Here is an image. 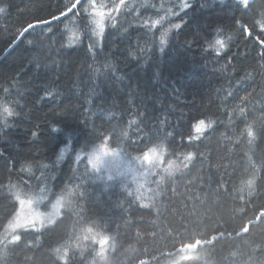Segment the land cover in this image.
<instances>
[{
	"label": "trees",
	"instance_id": "trees-1",
	"mask_svg": "<svg viewBox=\"0 0 264 264\" xmlns=\"http://www.w3.org/2000/svg\"><path fill=\"white\" fill-rule=\"evenodd\" d=\"M98 2L111 6L113 0ZM115 2L118 3V0ZM178 2L179 0H125L128 5L125 13H113L118 17L117 27L109 25L102 41L103 50L98 48L95 56L88 52L90 40L81 30L85 21L77 22L75 17H70L60 25L54 22L53 28L58 27L59 31L65 33L62 40L49 37L56 46L63 44L67 49L69 38L82 39V45H72L76 51L71 53V67L61 60L62 57L67 60V51L57 55L56 47H53L51 53L47 48L38 53L24 52V48L31 47L28 41H39L38 35H27L24 43L7 55L6 59V54L0 58V103H4L6 98L8 103L19 101L20 105L15 108L20 113L19 117L9 118L7 129L0 128V137L9 142L0 147V151L7 148L13 155L17 151L22 154L17 157V172L21 163L31 165L30 173L11 177L13 185L31 175V183L35 184L36 179L40 178V188L46 189L41 191L37 188L29 193L21 184L13 189L21 199L40 192H46L51 200L57 199V196L52 195L55 192L57 195L62 194L64 200H73L70 193L83 178L87 162H75V152L67 145L68 150L60 157L55 139L49 140L45 146L44 137L57 119L52 109L56 113L67 114L69 122L73 112L78 120L87 119L88 130L84 132V136L92 139L90 132L95 127L96 131L102 130L105 135H110L109 147L119 151L129 142L121 139L118 124L129 132L132 141L138 139L134 134L136 127H129V123L138 118V112L143 111V96L130 94L128 77H132L133 83L138 78L149 88V112H152L154 106L156 116L160 120L167 116L168 124L158 125L159 132L153 128L154 138L151 142L145 140L139 145L132 143L131 147H126L124 157L136 160L137 156H141L145 144L155 146L160 137L172 133L177 125L180 127L176 130L185 134L184 143H181L178 135L174 141L172 137L165 141L164 160L157 171L162 173L168 160L182 164L183 155L188 152H195L196 156L188 168L175 173L158 196L151 191L156 189V184L145 182L139 175L142 171L134 166L133 171H125L126 177L108 182L114 185L112 188L105 189L103 183L97 182L98 186L94 185L90 189V192L94 190L97 195L102 190L112 193L100 197V200L107 202V206L99 201L90 203L87 217L88 221L95 220L98 216L103 217L108 224V231L103 234L116 238V249L109 248V264H139L141 260H145L147 264H248L250 256L252 264H261L264 262V251H260L264 249V223L252 228L250 233L242 234L240 238L233 233L232 236L219 238L212 244H201L197 250L177 252L182 243H194L196 239L210 240L222 231H239L250 219L255 220L256 214L264 207V179L259 181V188L253 189L252 197L247 195V180L252 178L249 157L252 163L260 166L261 157H264V139L249 145L246 133L241 136L246 125L254 117L261 115L260 111L254 109H260L264 102V60L259 59L260 46L257 39L259 25L253 30L249 24L252 38L246 39L245 34L236 30L234 21L223 19L220 23L224 26V35L217 38L231 39L228 40L230 51L222 59L212 51H205V42L212 40V36L199 35L191 48L185 50V41L195 35L185 29L187 35H181L164 55L157 49L154 56L147 63L142 62L139 68L135 62H129L130 53L140 56L141 48L151 46L150 41L146 42L144 37L148 30L142 26V21L158 19L156 13L164 15ZM6 3L11 8L7 15L0 14V56L11 43L10 37L16 35L22 26L26 27L27 23L32 22L34 15L50 18L49 13L56 14L57 4L63 10L62 6L68 4L69 0H6ZM213 4L215 11H205V15H230L232 0H221V3L213 0ZM39 5L50 7L37 12ZM221 7L224 12L219 10ZM259 19L258 16L255 17V20ZM65 24L69 28H65ZM36 56L39 58V67L33 59ZM233 56L235 59L230 64L227 63L228 58ZM193 60L197 63L194 64ZM106 63H111L117 70L113 73L105 68ZM95 69H99L100 73H96ZM157 72L160 73L159 78L155 76ZM104 73H108V77ZM122 75L125 76L123 82L114 78ZM173 80L176 81L179 93L173 90ZM237 81H241V84H237ZM236 89H239L236 95L228 98V93ZM45 90L55 94V101L45 97ZM18 92L23 95V99L17 95ZM140 92L143 93V88ZM245 95H249V101L241 105V97ZM41 97L45 99L41 100ZM89 99L92 100L91 105L88 104ZM193 100L195 108L190 107ZM239 106L245 107L244 116L240 115ZM89 107L91 112L85 113L84 109ZM109 112L115 118H110ZM169 112L172 114L169 115ZM191 112H196L198 118L203 116L217 121L215 131L209 130L201 141H193L194 147H189L186 139L192 130L178 119L180 113ZM37 124L40 125L42 135L39 136L38 143H32L34 138L31 133L37 131L34 128ZM114 128L115 133L112 132ZM75 147L78 149L80 145ZM88 150L91 151L90 148ZM53 164L56 165L55 168L52 167ZM2 165L3 161H0V185H7L9 177ZM44 165L48 167L44 168ZM88 167L90 170V166ZM45 176L46 181L43 179ZM53 176L58 179L53 181ZM131 176L134 181L129 180ZM221 178L227 181L229 190L235 188L239 192L243 188L244 196L251 203L245 205L239 198L234 201L230 194L216 195L217 182ZM156 179L159 177H149L150 181ZM140 183H144V187L137 191ZM62 189L66 191L61 193ZM95 199L96 196H93V200ZM7 204L8 201L0 200V236L4 234L8 223V217L5 216ZM61 213V217L56 218L59 222L48 226L52 231L41 235L30 246L31 251L18 250L17 257L11 259V264H24L25 257H34L31 264H53L52 249L68 243L76 250L78 264H93V248L98 251L99 245H93L91 239L84 240L87 233L82 230L92 225L80 222L76 213L68 214L67 208H61ZM93 231L98 232L100 229L94 228ZM36 235L39 233L25 236V241L34 240ZM78 237L80 248L76 249ZM62 251L61 247V254ZM234 252L235 256L232 255ZM168 253L172 255L169 256ZM81 256L84 257L83 261L80 260Z\"/></svg>",
	"mask_w": 264,
	"mask_h": 264
},
{
	"label": "snow or ice",
	"instance_id": "snow-or-ice-1",
	"mask_svg": "<svg viewBox=\"0 0 264 264\" xmlns=\"http://www.w3.org/2000/svg\"><path fill=\"white\" fill-rule=\"evenodd\" d=\"M215 3H221V0H215ZM0 4L4 5L0 6V14L7 15L11 5L6 3V0H0ZM47 7H50V5H39L37 6L36 11H42ZM62 7L63 10H61V6L57 4L56 14L49 13L50 18L47 19L43 16L34 15L32 22L27 23L26 27L22 26L18 29L17 34L10 37L11 43L6 50L5 59L7 58V55H10L17 47H20V45L24 43V39L27 35H38L39 41H28V44L31 47L24 48V52L27 53L32 51L38 53L44 48H47L48 52L51 53L53 47H56L57 55L67 51V60L65 61L63 57L61 60L62 62H66L68 67H71V53L76 51L75 48H72V45H82V39L69 38L67 41V49H65L63 44L56 46L54 41L49 40V37H55L56 40H62L65 33L59 31L58 27L54 29L53 22L60 25L63 24L64 20H69L70 17H75L77 22L85 21V23L81 25V30L83 31L84 36L88 37L90 40L87 49L88 52L95 56L98 48L101 51L103 50L102 41L109 25H111L112 28L117 27L118 17L114 16L113 13L123 15L128 5L125 3V0H118V3L113 0L111 6H108L103 2H98V0H87L86 3L84 0H69V3ZM219 10L221 12L225 11L223 7ZM205 11L208 13L215 11L213 0H179V2L174 4L172 8H169L164 15L156 13L158 19L143 20L142 26L148 30L144 33V37L146 38V42L150 41L151 46L148 48H141L140 56H136L135 53H130L129 62H135L137 68H139L142 66V62L147 63L149 59L154 56L157 49L161 55H164L166 50L170 49L181 35H187L184 31L185 29L195 33V35L185 41V50L191 48V45L197 41L199 35L202 34L205 37L212 36V40H206L205 42V51H212L217 57L222 59L224 56H227L228 51H230L228 40L231 39V37H228L227 40L217 38L224 35V26L220 22L225 18L229 21H234L236 30L241 34H245L246 39L252 38V31L249 28V24L253 30L257 27V24L259 25L260 32L257 36L260 46L259 59L264 60V0H232L230 15L227 17L205 15ZM257 16L260 18L259 21L255 20V17ZM173 20L176 22H173ZM158 25L159 27H157ZM214 25L215 27H213ZM229 26L232 25L230 24ZM64 27L69 28V25L65 24ZM69 30L71 31V29ZM33 59L39 67L38 56L33 57ZM233 59H235L234 56L229 57L227 63L230 64ZM193 63L195 64L197 61L193 60ZM105 68L110 69L113 73L117 70L111 63H106ZM95 72L99 74L100 70L95 69ZM104 75L108 77V73H104ZM133 75L135 76V73H133ZM155 76L156 78H159L160 73L157 72ZM114 78L117 81L123 82L125 76H116ZM128 80L130 94L143 96V99L141 100L143 111L138 112V118L131 120L129 123V127H136V132L134 133L138 137L136 141H132L127 130L120 127L119 124L117 125L121 139L129 142L119 151H117L116 148L109 147L111 136L105 135L102 130L96 131L95 127L90 132L92 139L85 137L84 132L88 130L87 119L78 120L75 112H73L71 122H69L67 114L56 113V110L52 109L53 114L57 115V119L53 122L48 134L44 137L45 146L49 140L55 139L57 141L60 157H62L68 150V147H66L67 145L75 152V162L80 164H83L84 160L87 162L83 178L80 183L77 184L76 189L70 193L73 200H64L62 194L57 195L55 192H52L53 196H57L55 203H52L50 197L46 202L42 201L39 197L29 198L27 200L21 199L20 195L13 191L14 188H18L22 184L28 189L29 193H32L35 189L40 188L41 180L40 178H37L35 184H33L30 182L33 179L30 175L27 179L20 181L19 184L13 185L11 177L13 175L19 177L21 173L25 172L30 173L31 165L21 163L20 169L17 172V157L22 154L17 151L15 155H13L12 151L7 148H5V151H0V161H3L2 167L6 168L9 177L7 185H0V200L8 201V204L6 205L8 210L5 212V216L8 217V223L4 228V234L0 236V264H11V259L17 257L18 250L31 251L32 248L30 246L37 242L41 235L45 232L52 231L48 226L59 222L56 218L61 217V208H67L69 210L68 214L76 213L78 218H80V222H89L92 225L82 230L87 233L83 237L84 240L91 239L93 245H99L98 251L93 248V251L95 252V255L92 257L93 264H101V262H103V264H109V248L113 250L116 249V238L112 235L103 234L108 231V224L103 217L98 216L92 221H88L87 217L88 206L90 203L95 204L99 201L105 203L107 206V202L100 200V197L104 194L111 195L112 193H106L102 190L100 194L97 195L94 190L90 192V189H93L94 185L98 186L97 182L103 183L105 189L112 188L114 185H111L108 182L116 181L118 178L125 176V172L122 170V161L124 159L126 147H131L132 143L139 145L144 143L145 140L151 142L154 138L153 128H155L156 132H159L160 129L158 125L168 124L167 116L163 120H160V118L156 116L154 106L152 112H149L148 105L150 101L148 100L147 95L149 91L148 85L143 84L138 78L135 83L132 82V77H128ZM262 81H264V77H262ZM237 84H241V81H237ZM172 85L173 90L179 93V89L175 86V80L172 81ZM21 86L24 87V85ZM141 88H143V93L140 92ZM91 91L93 90H90V92ZM237 91H239V89L230 91L228 93V98L234 97ZM17 95L20 96V99L24 98L19 92ZM249 95L241 97V105H244L249 101ZM45 97H50L55 101V94L47 90H45ZM45 97H41V100H44ZM88 104H92L91 99L88 100ZM19 106V101L8 103L6 98L4 103H0V128L7 129L9 118L19 117L20 113L15 111V108ZM190 107L195 108V100L192 101ZM21 111H23L22 107ZM254 111H260L261 115L254 117L251 123H248L246 128L241 132V136L246 133L249 145L256 143L259 139H264V102H262L260 109H254ZM84 112H91V108L84 109ZM239 113L241 116L245 115L244 106H239ZM168 114L171 115L172 113L169 112ZM108 115L110 118H115L114 114L111 112H109ZM178 119H181L183 124L188 125L192 130L186 136L189 147H194L192 142L201 141V138L206 136L209 130L215 131L214 125L217 123V121L207 117L201 116L198 118L196 112L188 114L180 113ZM150 125H152V127H150ZM178 127H180V125L175 126L172 133H166L160 137L159 142H157L155 146L149 147L145 144L141 156L135 158L138 161L142 160L149 163L150 167L144 168L139 175L143 177L145 182L156 184V189H151V191L157 196L160 195V192L164 191L163 186L174 177L175 173L181 171L182 168H188V165L193 163L196 156L195 152H188L186 155H183L182 164L177 163L175 160H168L167 167L163 168L162 173L157 171L164 160L165 141H168L169 137H172V140L174 141L175 137L178 135L181 137V143H184L185 134L177 131L176 129ZM34 128H36L37 131L31 133V136L34 138L32 143H38L39 136L42 135L40 125H34ZM112 132L115 133L116 128H114ZM192 132H194V134H192ZM53 133H55V135H53ZM97 140L100 141V143H95ZM8 143L7 140L0 137V147H4ZM77 144L80 145L78 149L75 147ZM89 148L91 151L88 150ZM53 151L55 152V149H53ZM137 151H139V148H137ZM60 157H58V160ZM88 166H90V170ZM43 167L47 168L48 165H44ZM52 167L55 168L56 165L53 164ZM123 167L127 168L128 171L134 170L133 165L130 162L123 165ZM140 167L143 168V163H141ZM249 171L251 172L252 178L247 180V195L248 197H252L253 189L259 188V181L264 179V157H261V164L259 167H257L255 163H252L251 157H249ZM153 176H158L159 179L150 181L149 177ZM43 179L46 181L47 177L45 176ZM57 179L56 176L52 177L53 181ZM143 187L144 183H140L137 191ZM157 189H159V191H157ZM221 189H223V191H221ZM40 190L45 191L46 189L40 188ZM64 191H66V189H62L61 193ZM215 194H230L234 201L239 198V200L245 205L251 203V200L246 199L244 196L243 188H241L239 192H237L235 188L229 190L227 187V181L223 180V178L217 182ZM93 196H96L95 200H93ZM137 199H139V197H137ZM49 203L52 206L51 212L39 210L41 207L47 208ZM26 204L29 211L26 215L22 216V210ZM17 205L19 207H17ZM260 223H264V207H262L261 211L256 214L255 220L250 219L247 224H244L240 228L239 231H236L235 229H233L232 232L222 231L219 232L217 236H213L210 240L196 239L194 243H182L177 252L197 250L198 246L201 244H212L213 241L226 236H232L233 233H235L236 237L240 238L242 234L250 233L252 228L259 227ZM94 228H99L100 231L94 232ZM32 233H39V235H36L34 240L26 242L25 236ZM177 234L182 235L180 233ZM61 247L63 248L62 254ZM61 247L52 249L51 258H53V264H78L76 250L73 248L72 244L68 243ZM79 248L80 242L78 237L76 249ZM260 251H264V249H260ZM168 255L171 256L172 253H168ZM232 255L235 256L236 253L234 252ZM83 259L84 257L81 256L80 260L83 261ZM32 260H34V257H25L24 264H31ZM153 261H155L154 257ZM139 264H147V262L141 260ZM248 264H252L251 256L249 257ZM261 264H264V262H261Z\"/></svg>",
	"mask_w": 264,
	"mask_h": 264
},
{
	"label": "rangeland",
	"instance_id": "rangeland-1",
	"mask_svg": "<svg viewBox=\"0 0 264 264\" xmlns=\"http://www.w3.org/2000/svg\"><path fill=\"white\" fill-rule=\"evenodd\" d=\"M129 162H130L134 167H136L137 169H139L140 171H143L144 168H148V167H150V165H149L148 162H145V161H142V160H140V161H138V160H133V161H132L131 159L124 157V159H123V161H122V170H123L124 172L127 170V168L123 167V165H125V164H127V163H129ZM141 163H143V168L140 167ZM137 172H139V171H137ZM124 177H126V173H125V176H124ZM129 178H130V179H129L130 181H134L133 178H132V176L129 177ZM135 180H136V181H139V179H138L137 177H135ZM139 182H140V181H139ZM36 197H39L42 201L46 202V201L48 200V198H49V195H48L46 192H40V193H38V194H35V195H32V196H29V197H27V198H25V199L27 200V199H29V198H36ZM55 201H56V199H52V203H55ZM39 210H40V211L51 212V211H52V206H51V204L49 203L48 206H47V208H43V207H41ZM28 211H29V209H28V206H27V204H26V205L24 206L23 210H22V216H23V215H26V214L28 213ZM13 222H14V219H13Z\"/></svg>",
	"mask_w": 264,
	"mask_h": 264
},
{
	"label": "water",
	"instance_id": "water-1",
	"mask_svg": "<svg viewBox=\"0 0 264 264\" xmlns=\"http://www.w3.org/2000/svg\"><path fill=\"white\" fill-rule=\"evenodd\" d=\"M53 23H54V22H53ZM5 54H6V51L3 53V55H2V56H4ZM2 56H1V57H2Z\"/></svg>",
	"mask_w": 264,
	"mask_h": 264
},
{
	"label": "bare ground",
	"instance_id": "bare-ground-1",
	"mask_svg": "<svg viewBox=\"0 0 264 264\" xmlns=\"http://www.w3.org/2000/svg\"><path fill=\"white\" fill-rule=\"evenodd\" d=\"M6 50H7V49H6ZM6 50H5V51H6ZM5 51H4V52H5ZM4 52H3V53H4ZM2 55H3V54H2ZM2 55H1V56H2ZM1 56H0V58H1Z\"/></svg>",
	"mask_w": 264,
	"mask_h": 264
}]
</instances>
